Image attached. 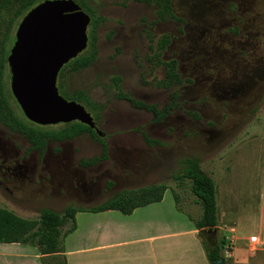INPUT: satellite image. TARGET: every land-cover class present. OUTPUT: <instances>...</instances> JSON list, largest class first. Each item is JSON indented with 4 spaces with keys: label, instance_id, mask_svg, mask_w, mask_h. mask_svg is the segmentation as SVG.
Instances as JSON below:
<instances>
[{
    "label": "rangeland",
    "instance_id": "obj_1",
    "mask_svg": "<svg viewBox=\"0 0 264 264\" xmlns=\"http://www.w3.org/2000/svg\"><path fill=\"white\" fill-rule=\"evenodd\" d=\"M85 1L102 17L95 29L94 59L78 71L65 69L57 86L67 99L83 90L103 106L95 124L107 145V159L80 165L81 159L101 151L87 132L50 140L41 155L29 150L24 136L0 123V207L37 218L41 208L61 212L68 205L89 207L123 190L165 182V200L172 199L174 189L179 205L195 217L199 211L189 183L180 190L171 175L182 159L196 157L213 178L217 195L218 225L201 233V239L209 245L224 241L223 264H264V0H172L183 23L155 22L153 6L132 0L125 6L117 0ZM149 33L171 36L162 56L175 58L189 83L154 86V77L160 79L163 70L149 72ZM89 49L87 41L83 52ZM114 76L122 91L158 109L169 106L174 92L177 98L157 120L115 97ZM5 86L19 112L8 66ZM84 106L94 118L96 113ZM141 131L159 143L146 144ZM133 159L139 160L137 166ZM252 235L258 236L256 242L249 241ZM32 255L31 245L0 243V264H40Z\"/></svg>",
    "mask_w": 264,
    "mask_h": 264
},
{
    "label": "trees",
    "instance_id": "obj_2",
    "mask_svg": "<svg viewBox=\"0 0 264 264\" xmlns=\"http://www.w3.org/2000/svg\"><path fill=\"white\" fill-rule=\"evenodd\" d=\"M40 1L42 0H0V123L24 136L30 144L29 150H37L41 155L45 152L48 141L72 139L81 133L87 132L100 143L101 151L99 156L81 159L80 165L93 166L99 161L107 159V145L101 137L90 127L78 121L61 124L62 126L57 129H51L50 126H41L28 121L20 110L18 112L13 107L9 97L10 93L5 86L7 56L10 50L9 46L14 41V38L11 37L12 29L18 24L22 16ZM77 1L81 8L90 15V22L87 28L88 47L90 49L69 60L63 69L59 71L58 79L63 76L65 69L78 71L90 65L94 59L95 29L98 22L102 21V17L96 16L85 0ZM117 1L122 6H125L129 0ZM132 1L153 6L155 9V22L166 20L184 22L183 18L177 16L174 12L172 0ZM149 39L150 51L146 56L149 72L153 74L159 68L163 70V76L160 79L154 77V86L160 89H168L172 86H182L185 83H189L190 79L181 77L177 60L175 58L164 59L162 56L164 50L171 43V36L168 33H162L155 38L149 33ZM112 81L117 99L126 100L135 108L153 113L157 120L168 113L177 98V93L174 92L169 106L158 109L155 104L137 100L122 91L118 76H114ZM57 88L60 90L59 86ZM69 99L89 106L96 113L93 119H98V112L103 106L91 101L85 91L76 90ZM140 133L146 144L159 143L157 140L148 137L144 131ZM180 163L181 168L172 173L171 180L175 182V186L180 190L184 188L186 182L189 183L190 192L194 196L193 203L198 206L199 213L197 216H191L179 205V196L174 189H171L172 195L177 209L185 212L189 219L193 221L201 238V233L207 229L216 228L218 225L216 184L213 178L201 169L198 158H184ZM167 188L168 186L165 182L151 183L146 186L120 191L108 200L89 207L68 205L61 212L41 208L37 218L21 217L0 207V243H21L36 246L42 264H67L63 241L76 228L75 214L77 212L119 210L123 214H130L136 207L160 201ZM201 242L207 260L210 263L221 259L220 249L224 245V241L214 245L206 244L202 239Z\"/></svg>",
    "mask_w": 264,
    "mask_h": 264
},
{
    "label": "water",
    "instance_id": "obj_3",
    "mask_svg": "<svg viewBox=\"0 0 264 264\" xmlns=\"http://www.w3.org/2000/svg\"><path fill=\"white\" fill-rule=\"evenodd\" d=\"M89 22L75 0H42L18 22L7 66L11 94L28 121L41 126L78 121L102 136L85 106L63 97L56 85L62 66L85 50Z\"/></svg>",
    "mask_w": 264,
    "mask_h": 264
},
{
    "label": "crops",
    "instance_id": "obj_4",
    "mask_svg": "<svg viewBox=\"0 0 264 264\" xmlns=\"http://www.w3.org/2000/svg\"><path fill=\"white\" fill-rule=\"evenodd\" d=\"M262 181L263 209L264 176ZM165 191L160 201L136 207L130 214L77 212L76 228L65 238L67 264H211L193 221L177 209L173 197L165 200ZM262 223L264 234V216ZM32 254L42 264L36 246Z\"/></svg>",
    "mask_w": 264,
    "mask_h": 264
},
{
    "label": "built area",
    "instance_id": "obj_5",
    "mask_svg": "<svg viewBox=\"0 0 264 264\" xmlns=\"http://www.w3.org/2000/svg\"><path fill=\"white\" fill-rule=\"evenodd\" d=\"M257 236L256 235H252L249 237V241L252 243V242H256L257 241Z\"/></svg>",
    "mask_w": 264,
    "mask_h": 264
},
{
    "label": "flooded vegetation",
    "instance_id": "obj_6",
    "mask_svg": "<svg viewBox=\"0 0 264 264\" xmlns=\"http://www.w3.org/2000/svg\"><path fill=\"white\" fill-rule=\"evenodd\" d=\"M67 63H68V62H67ZM67 63H66V64H67ZM66 64H64V65L62 66L61 69H63V67H64ZM61 69H60V70H61ZM58 73H59V72H58ZM57 79H58V75H57ZM56 85H57V80H56ZM93 120H94V119H93ZM94 121H95V120H94ZM92 130H93V129H92ZM93 131H94V130H93ZM94 132H95V131H94ZM99 137H100V136H99ZM101 137H102V136H101ZM132 161L135 163V166H137L136 163H137L139 160H134V159H133Z\"/></svg>",
    "mask_w": 264,
    "mask_h": 264
}]
</instances>
